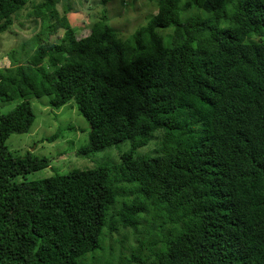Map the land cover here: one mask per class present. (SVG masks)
I'll return each instance as SVG.
<instances>
[{"label":"trees","instance_id":"trees-1","mask_svg":"<svg viewBox=\"0 0 264 264\" xmlns=\"http://www.w3.org/2000/svg\"><path fill=\"white\" fill-rule=\"evenodd\" d=\"M75 4L0 0V35L28 6L40 21L0 68V264H264V0H158L126 38L101 12L78 37ZM42 97L87 122L77 155L128 149L27 181L48 159L6 141ZM155 135L157 152L139 154Z\"/></svg>","mask_w":264,"mask_h":264},{"label":"rangeland","instance_id":"rangeland-1","mask_svg":"<svg viewBox=\"0 0 264 264\" xmlns=\"http://www.w3.org/2000/svg\"><path fill=\"white\" fill-rule=\"evenodd\" d=\"M76 14H69L70 23L77 28L78 37L88 35V31L99 12L105 13L106 20L110 27L120 33L121 38L132 35L141 27L145 26L156 14V2L158 0H112L105 6H98L96 0H74ZM183 7V6H182ZM100 10V11H99ZM188 13L181 15L180 20L191 14H197V9H190ZM30 6L25 8L16 18L10 32L0 35V68L8 67L9 61L5 57L10 51L19 50L22 43L28 41L40 32V21L32 23V19H26ZM61 13L62 8L59 6ZM193 16V15H192ZM173 28L157 29L156 33L162 35L164 44L167 43V36L171 35ZM31 47L36 48L33 44ZM16 52V51H15ZM35 121L28 133L22 135H11L6 146L8 150L18 157H23L27 152L36 157H45L49 161V167L39 172L26 176L27 181H35L49 178L54 175H66L73 170H88L97 168L100 164L117 161L119 152L128 149L129 142L121 143L118 149L110 148L99 151L91 156H79L77 150L86 144L88 124L79 114L73 101L63 107L55 109L50 107L47 97L29 100ZM17 102H14L2 109L3 113L12 110ZM84 132H83V131ZM60 132V138L53 143H48L46 138ZM160 135H155L149 145L139 149L141 155H153L158 150ZM22 180V179H19Z\"/></svg>","mask_w":264,"mask_h":264}]
</instances>
